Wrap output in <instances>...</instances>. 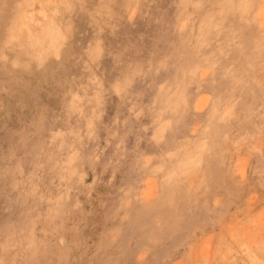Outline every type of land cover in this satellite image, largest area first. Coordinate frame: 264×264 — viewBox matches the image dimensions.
Returning a JSON list of instances; mask_svg holds the SVG:
<instances>
[{
	"label": "rangeland",
	"instance_id": "374dc122",
	"mask_svg": "<svg viewBox=\"0 0 264 264\" xmlns=\"http://www.w3.org/2000/svg\"><path fill=\"white\" fill-rule=\"evenodd\" d=\"M0 264H264V0H0Z\"/></svg>",
	"mask_w": 264,
	"mask_h": 264
}]
</instances>
